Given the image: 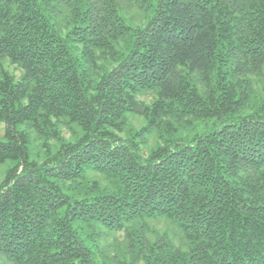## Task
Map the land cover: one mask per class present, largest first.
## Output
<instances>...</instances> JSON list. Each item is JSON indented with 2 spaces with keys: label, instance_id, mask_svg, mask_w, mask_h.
I'll list each match as a JSON object with an SVG mask.
<instances>
[{
  "label": "trees",
  "instance_id": "16d2710c",
  "mask_svg": "<svg viewBox=\"0 0 264 264\" xmlns=\"http://www.w3.org/2000/svg\"><path fill=\"white\" fill-rule=\"evenodd\" d=\"M0 130V264H264V0H0Z\"/></svg>",
  "mask_w": 264,
  "mask_h": 264
},
{
  "label": "rangeland",
  "instance_id": "374dc122",
  "mask_svg": "<svg viewBox=\"0 0 264 264\" xmlns=\"http://www.w3.org/2000/svg\"><path fill=\"white\" fill-rule=\"evenodd\" d=\"M9 70L11 71H15V68L12 66L8 67ZM17 73L19 74V71H17ZM153 98V95H144L141 97L142 100L146 101V102H150ZM129 117V116H128ZM128 123L129 126L134 128L135 130H137L138 128H140L141 126L144 125V120L137 118V117H129L128 119ZM128 126V128H130ZM76 130V129H75ZM75 130H69L68 128H63V135L68 139L71 140L72 139V131ZM193 133H191L192 135ZM3 133L2 130H0V137H2ZM125 137V136H123ZM179 138H181L182 136L179 135ZM52 144V143H51ZM157 144V140L154 136L150 137L149 140V144L148 147L146 148V150L144 151V155H147L148 152L153 149ZM39 154L41 155V158L39 157ZM31 160L34 161H40V160H44L45 158V153L44 151H42L39 146H31ZM14 162L13 161H7L3 164L0 165V185L4 182V180L7 177V174L9 172L10 169H12L14 167ZM93 177L98 178L101 183H104V178L101 176H97V175H93ZM168 236L170 239H172L173 243L176 246H183V248L185 249V242L183 241L184 239V235L182 233L181 228H179L178 226H176L173 222H171V220H168L164 217H161L157 220H152L148 222V234L147 236L149 237L150 241H154L156 239H158L160 236ZM183 238V239H182ZM103 247L105 248V251L108 253V257H113L114 255L117 256L118 259H123L126 261H132L133 258L131 256L130 253H127V251L125 249L127 246V241L124 238V234L123 233H118V234H113L112 236H109V238L103 242Z\"/></svg>",
  "mask_w": 264,
  "mask_h": 264
}]
</instances>
